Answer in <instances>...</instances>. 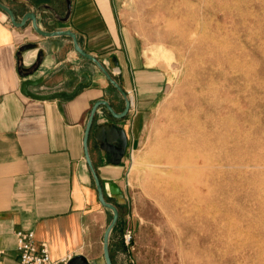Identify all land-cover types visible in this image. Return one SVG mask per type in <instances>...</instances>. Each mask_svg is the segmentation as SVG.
Segmentation results:
<instances>
[{"label":"rangeland","instance_id":"1","mask_svg":"<svg viewBox=\"0 0 264 264\" xmlns=\"http://www.w3.org/2000/svg\"><path fill=\"white\" fill-rule=\"evenodd\" d=\"M123 20L160 81L128 163L124 255L264 264V0H127ZM178 116L164 164L160 143Z\"/></svg>","mask_w":264,"mask_h":264},{"label":"crops","instance_id":"2","mask_svg":"<svg viewBox=\"0 0 264 264\" xmlns=\"http://www.w3.org/2000/svg\"><path fill=\"white\" fill-rule=\"evenodd\" d=\"M70 1V17L61 22L59 18L66 14L62 0H0L18 21L33 12L46 32H74L84 51L106 68L118 69V74L113 73L131 99L130 112L116 120L101 107L92 126L89 153L106 199L120 210L110 238L113 264H135L124 255L123 236L129 222H123L121 208L128 200L129 159L140 146L158 100L159 76L144 65L140 41L123 20L127 0ZM28 44L36 48L19 56ZM38 54H42L41 65L23 78L20 65L30 68ZM85 73L91 86L70 100H38L22 89L25 81H40L38 87L29 88L32 93L70 94L86 83ZM101 99L118 113L125 108L122 96L94 64L75 51L71 38L40 36L31 22L16 28L0 9V264H20L19 231L33 232L54 261L84 256L97 264L99 256L103 257V238L112 212L99 203L83 147L91 109ZM122 131L127 149L119 158L104 146H119Z\"/></svg>","mask_w":264,"mask_h":264},{"label":"water","instance_id":"3","mask_svg":"<svg viewBox=\"0 0 264 264\" xmlns=\"http://www.w3.org/2000/svg\"><path fill=\"white\" fill-rule=\"evenodd\" d=\"M62 1L66 3V14L64 17L59 18V21L65 22L70 17L71 1L70 0H62ZM0 9L2 11H4L9 16L13 26H15L16 28H24L28 22H31L33 30L37 34H39L40 36H43L46 38H53V37H69V38H71L73 41L75 51L82 58H84L85 60H88L89 62L94 64V66H96V68H98L100 70V72L103 74V76L108 81V83L124 99L125 108L121 113L116 112L114 107L107 100L101 99V100H98L95 102V104L93 105V107L91 109V112H90V115H89V118H88V121L86 124L84 141H83L86 163L89 167V170L91 172V175H92L94 183H95L99 203L103 208L112 212V221L110 222L109 226L107 227L105 234H104V238H103V258H104L105 264H113L112 256L110 253V238H111V234H112L113 230L115 229L116 225L119 222L120 210L116 205H114L113 203L109 202L106 199L103 185L100 181V178L97 174V171H96V169L92 163L91 157H90L89 139H90V134H91V130H92V126H93L96 114L101 107L105 108L107 110V112L114 119L122 120V119L126 118L130 112L131 99H130L129 95L123 90V88L118 83V81L116 80L115 74L112 71H110L108 68H106V66L98 58H96L95 56L84 51V49L80 46L78 36L74 32H72L70 30L46 32L39 27L38 18H37L36 13L28 12L23 16V18L20 21H18L14 11L12 9L8 8L7 6H5L4 4H2L1 2H0ZM52 9L55 10L54 8H52ZM57 20H58V18H57ZM35 48H36L35 44L25 45L20 49L19 56L22 57L24 53H27L31 50H34ZM41 57H42V54H38L36 63L33 66H31L30 68H27V67L20 65V73H21L23 78H27L28 76L32 75V73L35 72L39 68V66L42 63ZM84 78L86 79V83H82L79 86H77L75 88V90L70 94L60 92V93H55L52 95L40 96V95L32 93L29 90V88L30 87H38L41 84L40 81H25L23 83L22 89H23V92L27 96H29L31 98L38 99V100H50V99L70 100V99H73L75 96H77V94L80 91L91 86L92 82H91L90 77L87 73L84 74ZM120 138H121V142H120L119 146H114V145H105L104 146V148L106 150L115 152L119 158H121L125 154L126 149H127L126 136H125L123 131L120 133ZM68 264H90V263L88 262V260L84 256H76V257L72 258Z\"/></svg>","mask_w":264,"mask_h":264},{"label":"built area","instance_id":"4","mask_svg":"<svg viewBox=\"0 0 264 264\" xmlns=\"http://www.w3.org/2000/svg\"><path fill=\"white\" fill-rule=\"evenodd\" d=\"M18 249L20 251V264H68L71 257L54 261L45 244H39L33 232L19 231L16 233ZM124 244L133 249L134 233L126 230L123 236Z\"/></svg>","mask_w":264,"mask_h":264},{"label":"bare ground","instance_id":"5","mask_svg":"<svg viewBox=\"0 0 264 264\" xmlns=\"http://www.w3.org/2000/svg\"><path fill=\"white\" fill-rule=\"evenodd\" d=\"M207 35V34H206ZM215 41V40H214ZM160 54H162L163 56H165L166 54L163 51H159ZM178 77V76H177ZM182 118L180 116L171 119L170 123H171V127L169 129V132H167V138L164 139L161 143H160V156H161V161L165 164L169 162V152L172 148L173 145V135L176 129L180 128L179 125L182 122ZM187 157H189V159H187ZM186 157V161L190 163L191 161V156H187ZM184 162V160H183ZM187 166V165H186ZM189 167H191V165L189 164Z\"/></svg>","mask_w":264,"mask_h":264}]
</instances>
